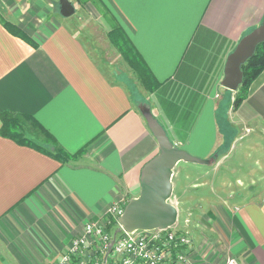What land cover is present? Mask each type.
<instances>
[{
    "label": "crops",
    "instance_id": "1",
    "mask_svg": "<svg viewBox=\"0 0 264 264\" xmlns=\"http://www.w3.org/2000/svg\"><path fill=\"white\" fill-rule=\"evenodd\" d=\"M71 1L84 10L81 25L60 16L57 0H0V114L29 115L27 128L41 127L67 153L78 152L61 160L51 144H42L46 152L0 133V264H52L87 223L106 219L109 205L139 194L142 167L159 152L143 105L177 146L208 159L202 164L215 173L206 175L227 185V196L204 198L206 208L196 213V264H225L230 255L264 264V165L250 170L247 151L264 144V68L238 107L236 91L221 84L227 56L261 24L264 0ZM115 28L157 81L151 92L110 40ZM107 51L129 66L132 79L117 76ZM135 91L150 95L148 103ZM243 129L258 131L257 139L246 138L233 154ZM177 164V207L192 213L187 205L203 197L204 174L183 175Z\"/></svg>",
    "mask_w": 264,
    "mask_h": 264
},
{
    "label": "water",
    "instance_id": "2",
    "mask_svg": "<svg viewBox=\"0 0 264 264\" xmlns=\"http://www.w3.org/2000/svg\"><path fill=\"white\" fill-rule=\"evenodd\" d=\"M58 2L61 15L67 17L75 13V6L71 0ZM263 41L264 17L261 24L246 33L227 56L222 78L223 86L230 90L238 88L243 80L242 64L254 54L257 45ZM141 112L158 141L159 152L143 165L139 194L129 198L118 218L119 226L116 233L121 229L132 232L138 229H165L173 226L179 216V209L172 201L174 191L172 176L176 164L181 160L208 163V159L177 146L148 105H143Z\"/></svg>",
    "mask_w": 264,
    "mask_h": 264
},
{
    "label": "built area",
    "instance_id": "3",
    "mask_svg": "<svg viewBox=\"0 0 264 264\" xmlns=\"http://www.w3.org/2000/svg\"><path fill=\"white\" fill-rule=\"evenodd\" d=\"M128 200L108 206L103 222L85 225L84 234L73 240L70 247L52 264H196L193 258L192 236L189 230L168 228L134 230H108L123 213ZM190 221L185 218V223ZM225 264H243L235 255Z\"/></svg>",
    "mask_w": 264,
    "mask_h": 264
},
{
    "label": "trees",
    "instance_id": "4",
    "mask_svg": "<svg viewBox=\"0 0 264 264\" xmlns=\"http://www.w3.org/2000/svg\"><path fill=\"white\" fill-rule=\"evenodd\" d=\"M110 40L120 51L124 59L127 61L129 66L135 70L138 77L142 80L147 89H155L158 85L157 81L153 79L152 73L146 63L144 62L142 56L134 47L130 41L127 34L121 30L117 31L111 29L108 33ZM264 68V41L260 42L254 54L248 58V60L242 64L243 70V80L241 84L236 89V94L234 98V106L238 107L241 102L248 96L249 86L253 80L261 73ZM2 125L0 128V133L5 136L14 138L15 140L36 146L46 152L50 149L43 146V143H39L30 135H27L28 128L26 127V121L32 118L26 114L12 113L10 111H5L0 114ZM27 131V132H26ZM40 133L43 135L48 144L54 146L52 154L57 156L61 160L70 159L71 157L78 155V152L74 155L67 153L65 150L58 145L54 136H52L47 130L40 127ZM43 144V145H42ZM80 152V151H79ZM116 226V222L113 221L108 228L113 231L112 228Z\"/></svg>",
    "mask_w": 264,
    "mask_h": 264
},
{
    "label": "rangeland",
    "instance_id": "5",
    "mask_svg": "<svg viewBox=\"0 0 264 264\" xmlns=\"http://www.w3.org/2000/svg\"><path fill=\"white\" fill-rule=\"evenodd\" d=\"M58 5H59V2L57 0V3L55 5L57 11H58ZM74 6H75L76 11H75V13L72 14L73 15L72 17H73V19L75 21H77V23H80V25H81L83 23V19H84V10L77 3H74ZM60 16L61 17H64L63 15H61V13H60ZM62 19H64V18H62ZM106 54H104V57L107 60H112L113 62L116 60V56H115V53L114 52L111 53V52H108L107 51ZM123 60H124V62H127L124 59V57H123ZM121 61L122 60H120L118 62H114V66L116 67V70H118L117 71V73H118L117 76L118 77H122V76L124 77V76H126L128 74V76L130 77V79H132L131 73L134 74V72L129 68V66L127 64H125V66H126L125 67L124 64H123V62H121ZM139 80H140V83H142L144 85V83L142 82V80L140 78H139ZM221 84H222V82H221ZM135 87L137 88V85H135ZM151 90H153V89H151ZM151 90L148 89V91H146L145 93L151 92ZM229 91H231V90L229 89ZM235 91H237V90H235ZM135 94H136V96L138 98L141 97L140 98V101H141V103L144 102L143 104L148 103V99L150 100V98H149L150 95H147L146 94L148 96V97L145 96L146 98H148V99H146L145 97L140 96L139 91H135ZM235 94H236V92H235ZM152 112L155 115V117L157 118L156 113L153 110H152ZM27 123H28V121H27ZM164 127H165V129H166L167 134L169 135V137L172 138V135H171L170 131L167 129L166 126H164ZM257 132L258 131L255 130V131L247 132L246 133L245 132V129L241 130L238 133L239 136L244 135V134H246V136L244 137V139H242V137H240L238 139V141L236 142V147L234 149L233 154L238 153L239 151H241L240 148L245 147L244 145H245L246 138L249 139V140L257 139V137H256ZM28 134L31 135L32 137H36V139H37L38 142H41L44 145H47L48 144V142L45 140V138L43 137V135L41 134V136H40V132H38V130H36L34 127H28ZM262 136H264V134H262ZM263 146H264V144H260V143H252V144H250V145L247 146L248 147L247 151L251 152V154L253 155V157H252V163H251L252 166L249 167L250 170H256V169H258V168H260V167H262L264 165V153H262L260 151V149H261L260 147H263ZM233 158L237 159L235 156H233ZM259 164H260V166H259ZM185 165H191V168H189V167L186 168ZM224 168H226V167L225 166L224 167H220V171H219L218 174L224 173V171H225ZM206 169H208V170H206ZM237 169L238 168L236 167L235 171ZM177 170H182V174L183 175H185L186 172L193 173V172L202 171L203 174H204V179L206 181L205 184L199 186V190L202 192L201 195L203 197L202 198L200 197L201 199H198L197 197H195L193 201L191 200L190 202H188L189 204L187 206L192 208V210L191 209L190 210L192 211L193 215H192V213H189L187 211H184V209H183V210H181V212L179 213V216H178V220H179L178 221L179 222L178 226L183 227V225H184V228H186L189 231H192L193 232L194 231V222H195V218H196V215H197L196 213H200V211H203L206 208L205 203H207V202L204 201L203 199L204 198L205 199H208V197L209 198L214 197L216 199L215 196H217V194H220V193H221V196L222 195L225 196L227 194V193H225L227 191V189L226 188H222L221 186L222 185L223 186H227V185H224L223 182L220 183V178L219 177H214V179H213L209 175H206L205 174L206 172L215 173V170L212 168V165L202 164V163H197V162H192V161H186V162H184V160H181V161H179V165L177 164ZM239 172H240V170H239ZM231 173H233V172H231ZM236 175L237 174L231 175L232 182L235 181L234 177ZM193 179H195V178H193ZM180 184H181V182H180ZM213 187L215 188L216 191L214 190ZM175 192L172 195V201H173V203L176 204V206H178V202H177V195L178 194L175 193ZM193 192H195V191H193ZM189 193L190 194H194V193H191V192H189ZM213 194H215V196ZM180 196L185 197L182 193H181ZM194 196H197V195L194 194ZM217 200H219V198H217ZM182 206H184V205H182ZM200 206H203V207L201 208ZM186 217H189V219H190V221L188 223H185V218ZM188 226H190V229H189ZM173 228H177V225L175 227H173ZM108 230H109V228H108Z\"/></svg>",
    "mask_w": 264,
    "mask_h": 264
}]
</instances>
